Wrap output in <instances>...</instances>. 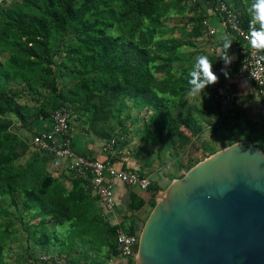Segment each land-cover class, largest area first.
<instances>
[{
  "label": "trees",
  "instance_id": "obj_1",
  "mask_svg": "<svg viewBox=\"0 0 264 264\" xmlns=\"http://www.w3.org/2000/svg\"><path fill=\"white\" fill-rule=\"evenodd\" d=\"M225 1L238 13L234 0ZM182 2L187 0H0V54L5 55L0 60V264H9L10 242L22 230L38 245L56 244L70 259L87 264L119 256V227L104 218L90 177L74 178L69 189L49 170L59 159L31 141L61 106L69 110L71 124L116 139L117 145L126 144L123 138L135 120L144 125L143 137L162 141L166 155L181 154L201 137V118L186 100L188 73L201 54L216 72L217 55L198 45L210 35L203 24L210 18L205 0H193L192 7ZM172 8L183 10L179 18L170 17ZM206 89L212 98L196 108L219 116L218 86ZM143 110L150 118L141 117ZM17 123L29 137L14 129ZM236 141L230 138L224 147ZM202 149L205 156L191 159L171 181L220 150ZM149 190L160 187L152 182ZM133 202L135 209L144 204L138 195Z\"/></svg>",
  "mask_w": 264,
  "mask_h": 264
},
{
  "label": "water",
  "instance_id": "obj_2",
  "mask_svg": "<svg viewBox=\"0 0 264 264\" xmlns=\"http://www.w3.org/2000/svg\"><path fill=\"white\" fill-rule=\"evenodd\" d=\"M155 198L135 264H264L263 147L236 141Z\"/></svg>",
  "mask_w": 264,
  "mask_h": 264
},
{
  "label": "crops",
  "instance_id": "obj_3",
  "mask_svg": "<svg viewBox=\"0 0 264 264\" xmlns=\"http://www.w3.org/2000/svg\"><path fill=\"white\" fill-rule=\"evenodd\" d=\"M233 3L239 15L243 17V22L249 26V17L246 12V7L251 3V0H234ZM203 7L204 10L208 11L210 15L209 19L211 25L217 28V33L214 35H208L207 33V35L203 39H200L201 41H199L198 45L217 55V65L215 73L219 76V85L218 83H216L215 85L218 86L219 89V100L222 104L221 112L225 117L220 120H217V118L213 117L211 119L209 118L210 116L204 115V113L202 114L197 109H202L203 105L207 104L212 98V92L207 89H205V92L203 95H201V97L198 96V100L195 98L190 100L186 98V100L190 103V105L191 103H194L195 110L199 113V118H201L202 120L201 122L203 124V133L207 129L215 131L221 126V130L226 129L232 131L230 134H227L229 136H226V134H224L229 140L230 137L239 140H249L254 144L264 148V95H260L258 93L257 87L254 85L252 80L244 75L241 70L245 57V54L242 50L249 45L236 38L222 25L221 16L217 15L214 10H211L210 0H205ZM225 35H227L233 41L231 48L228 50L229 55L234 57L233 62L228 68L230 79L225 78V76L220 71L221 68L224 67V61L220 57L224 54L222 43L223 37ZM188 49L193 50V48ZM198 103L201 106L198 105ZM150 116L151 115H149L147 118H150ZM224 121L227 122L226 125ZM243 122H246V125H243ZM220 124H224L225 126ZM41 126L42 129H49L51 127L50 122H46L45 125ZM244 126H248L249 129L246 130ZM143 127L144 125L142 123V127H140V133L144 135ZM85 128H87L85 125L79 124L77 125V132L73 133L71 129L72 146L81 154L103 160L109 159L118 167L133 169L145 175L149 174L147 175V177H150L151 174L149 172L154 168H158L161 164H168V161H166V159H163L159 152L156 153L157 147L155 146V144L159 142L158 140L156 141V143L153 142V144L155 143L154 146L150 147V144L147 141L146 137H143L141 135L142 137H140L139 139L142 143L144 142V145H146V147H144L141 143L133 146L132 144L134 143V139L128 138V136L133 133L128 132L123 138V141L126 143L125 145L115 144L113 149L105 151L104 145L109 140L101 138L94 133L90 134L85 131ZM233 128H237V130L245 133L246 136L244 138H238L237 134H235L237 132L233 133ZM129 131H131L130 128ZM101 139H103V142L100 141ZM168 156L169 155H166V157ZM177 156L180 157L181 154H177ZM61 164L64 165V167H62ZM49 170L53 173L54 176L58 177L69 189H72L74 178L70 175L65 161L59 159L57 162L50 165ZM155 182L158 183L159 181L156 180ZM155 194L157 193L149 189L143 190L140 188V191H136L133 186L126 185L118 181L115 185V196L117 202L116 209L113 215V220L115 223L112 224H117L118 227L123 228L127 232H131L132 230L136 232L141 231L153 209L152 205L153 202L156 201L155 197L157 196ZM135 195H138L144 201L143 206H141L139 209L134 208L133 200ZM99 205L101 206L100 201ZM124 223H129L128 229L125 228ZM60 232L63 233L62 231ZM35 243L36 242L32 239L29 241L28 247L30 248V250L27 251V255L24 258L25 260L29 261L30 264H36L40 257L43 255L51 256V261L48 264H54L55 259L58 258H69L67 255L60 252L61 248L56 244L46 247L40 246ZM21 258L22 257H17V259H15L17 263H19V260ZM7 259H9V257H7ZM22 261L23 260H21V262ZM97 261L99 262H95V260H92L93 264H132L133 259L114 256L109 259L102 258L101 261Z\"/></svg>",
  "mask_w": 264,
  "mask_h": 264
},
{
  "label": "built area",
  "instance_id": "obj_4",
  "mask_svg": "<svg viewBox=\"0 0 264 264\" xmlns=\"http://www.w3.org/2000/svg\"><path fill=\"white\" fill-rule=\"evenodd\" d=\"M215 11L221 16L222 25L249 46L242 51L245 54L242 73L249 77L258 89L260 95H264V54L252 50L248 40L249 28L245 27L239 14L225 0H210ZM203 24L209 34L217 33V28L211 25L206 18ZM34 148L52 152L58 159L65 161L66 167L73 178L90 177L94 195L100 201L102 214L110 223H115L113 215L116 209L115 185L118 181L126 185H137L143 190H148L152 185L149 177H143L138 171H129L118 167L109 159L103 160L79 153L72 146L71 116L65 106L55 109L52 114V123L49 129H41L32 138ZM116 144V139L108 141L104 145L105 151L111 150ZM117 225V224H115ZM140 233L135 234L119 227L117 230V245L119 256L135 260L138 256ZM51 256L43 255L36 264H48ZM54 264H87L84 260H72L66 257L55 259Z\"/></svg>",
  "mask_w": 264,
  "mask_h": 264
},
{
  "label": "rangeland",
  "instance_id": "obj_5",
  "mask_svg": "<svg viewBox=\"0 0 264 264\" xmlns=\"http://www.w3.org/2000/svg\"><path fill=\"white\" fill-rule=\"evenodd\" d=\"M192 2H193V0H187V2H182L181 5H184L185 7H188V6L189 7H192L193 6ZM178 9L179 8H172V10H171L172 11V14H171L170 17L179 18V16H181L179 14L181 10L180 9L178 10ZM184 16H186V14ZM183 18H185V17H183ZM189 28H190V26H188V29ZM175 34L178 37L179 36H182L181 31H177V32H175ZM168 36H170V35H168ZM187 48L188 47H185L183 49H187ZM4 56H5L4 54H0V60H3L4 59ZM56 67L57 66H55V68ZM57 71H58V67H57ZM61 83L63 84V81ZM15 84L16 83L14 82V85ZM199 97H201V95ZM195 99L198 100V96L195 97ZM23 100L24 101L28 100V96H25L23 98ZM199 103H198V105H200ZM195 104H197V103H195ZM191 105H192V109H193L194 113L198 117H200L199 116V113L195 110L194 103H191ZM136 109H137V111H135V112H137V114H138L140 110H138V108H136ZM143 114H145V111L144 110L141 112V117H142ZM145 115H146V117H148L149 115H151V112H148L147 111ZM214 116H212V117L213 118H217V120L223 119L225 117L222 112L219 113V116L216 115V114ZM141 117H140V119H141ZM212 117L210 116L209 118L212 119ZM72 121L73 122L71 124V129H72V132L74 133V132H77V130H78L77 129V125H79V124L76 123V121H74V120H72ZM135 122H136V120H135ZM135 122L132 123V124L131 123L129 124V128H130L131 131H128V132H131L133 134H130L128 136V138H130V139L133 138L134 139V143L132 144L133 146L134 145H137L138 143L139 144L141 143V144H143L144 147H146V145H144V142L142 143L141 140L139 139L140 137L143 136V134L140 133L141 132V128L140 127H142V123L141 122L135 123ZM243 123H244L243 125H246V122H243ZM220 125H224V124H220ZM225 125H226V122H225ZM244 127L246 128V130L249 129L248 126H244ZM219 128H217L215 131H213L211 129H207L206 131H204V133L201 135V137H199L198 139H196L195 142H192L190 146L188 145V147L184 151L181 152V156L180 157L177 156V154H174V155L173 154H168L169 156L166 157L165 152H164V149H165L164 146L165 145L162 143V141L160 139H157L159 141L158 143L155 142L157 145L154 143L155 146L157 147L156 153L159 152L160 155H162L161 157L163 159H166V161H168V164H165V165L164 164H161L158 168H154L153 170H151L149 172L151 174L150 177H149L151 180H153L154 182L156 180L159 181L158 183L155 182L160 187V190L158 192H156L157 194L160 193V192H162V191H164L169 186V184L172 182L171 181V177L174 174H177L178 172H182V173L185 172V165H187L188 162L191 159H198V158L201 159V158H203L205 156V154L202 153V151H203L202 147L205 148L208 145V146H215L218 149H222V148H224L225 145L228 144V142L230 140L226 136H229L227 134H230L232 131L231 130H226V129L225 130H221V128L220 129ZM14 129L21 136H23L25 138H27V137L30 136V133L26 129H19L18 128V123L14 126ZM235 132H237V133H235ZM248 132H250V131H248ZM233 133L237 134V137L238 138H244L246 136L245 133H242L241 131L237 130V128H233ZM224 134H226V136ZM231 139L233 140V138H231ZM100 141L103 142V139H101ZM147 141L149 142L150 147L154 146L153 142L150 143V140H147ZM201 142L204 143L203 146H202ZM31 150H32V148H31ZM28 157H29V153H27L25 155V160L28 159ZM62 167H64V165H62ZM181 167L183 169H181ZM147 175H149V174H147ZM133 188L136 191H140V187L139 186H133ZM157 194H155V195H157ZM6 202L7 201H4L3 203L8 204ZM11 209L13 210L14 208H11ZM15 222H16V226L18 228H21L20 222L18 220H15ZM124 226H125L126 229H128L129 223H124ZM22 231H20L19 233H16V237L14 238V240L12 242H10L11 249H9L7 251V255L9 257V259H8L9 264H19V263L20 264H30V262L27 261V260H25L24 258L27 255V251L30 250V248L28 247V245H29V241L31 239L27 237L26 232H22ZM17 257H22L19 260V263H17V261L15 260V259H17ZM21 260H23V261L21 262Z\"/></svg>",
  "mask_w": 264,
  "mask_h": 264
},
{
  "label": "clouds",
  "instance_id": "obj_6",
  "mask_svg": "<svg viewBox=\"0 0 264 264\" xmlns=\"http://www.w3.org/2000/svg\"><path fill=\"white\" fill-rule=\"evenodd\" d=\"M246 12L249 17L248 40L251 48L256 52L264 53V0H251V3L246 7ZM232 44L233 41L225 35L222 43L224 54L220 57L224 61V67L220 71L228 79H230L228 68L234 60V57L228 53ZM188 77L190 87L186 89L185 95L189 100L203 95L209 85H215L219 82V76L214 72L212 62L204 54L195 58V63L189 71Z\"/></svg>",
  "mask_w": 264,
  "mask_h": 264
}]
</instances>
